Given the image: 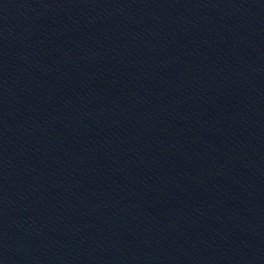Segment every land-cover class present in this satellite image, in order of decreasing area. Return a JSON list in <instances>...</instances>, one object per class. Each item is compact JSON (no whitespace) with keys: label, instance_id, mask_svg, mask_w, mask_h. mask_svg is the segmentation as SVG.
<instances>
[{"label":"water","instance_id":"water-1","mask_svg":"<svg viewBox=\"0 0 264 264\" xmlns=\"http://www.w3.org/2000/svg\"><path fill=\"white\" fill-rule=\"evenodd\" d=\"M0 264H264V0H0Z\"/></svg>","mask_w":264,"mask_h":264}]
</instances>
